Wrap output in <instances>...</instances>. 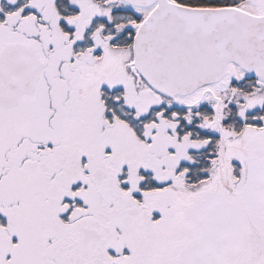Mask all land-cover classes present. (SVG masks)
Returning <instances> with one entry per match:
<instances>
[{
	"label": "snow or ice",
	"instance_id": "snow-or-ice-1",
	"mask_svg": "<svg viewBox=\"0 0 264 264\" xmlns=\"http://www.w3.org/2000/svg\"><path fill=\"white\" fill-rule=\"evenodd\" d=\"M0 264H264V0H0Z\"/></svg>",
	"mask_w": 264,
	"mask_h": 264
}]
</instances>
